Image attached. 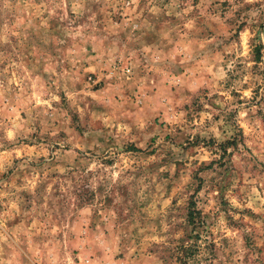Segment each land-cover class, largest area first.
Here are the masks:
<instances>
[{"label": "rangeland", "instance_id": "obj_1", "mask_svg": "<svg viewBox=\"0 0 264 264\" xmlns=\"http://www.w3.org/2000/svg\"><path fill=\"white\" fill-rule=\"evenodd\" d=\"M0 264H264V0H0Z\"/></svg>", "mask_w": 264, "mask_h": 264}, {"label": "trees", "instance_id": "obj_2", "mask_svg": "<svg viewBox=\"0 0 264 264\" xmlns=\"http://www.w3.org/2000/svg\"><path fill=\"white\" fill-rule=\"evenodd\" d=\"M191 218L193 219L194 215H193V212L191 211V214H190Z\"/></svg>", "mask_w": 264, "mask_h": 264}]
</instances>
